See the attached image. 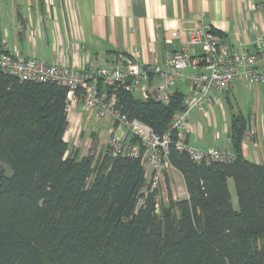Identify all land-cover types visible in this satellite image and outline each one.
<instances>
[{
	"label": "trees",
	"instance_id": "obj_1",
	"mask_svg": "<svg viewBox=\"0 0 264 264\" xmlns=\"http://www.w3.org/2000/svg\"><path fill=\"white\" fill-rule=\"evenodd\" d=\"M118 96L129 119L158 134L185 109L177 92L168 104ZM67 127L64 89L0 72V264H264V166L240 153V117L228 163L192 162L172 134L168 161L188 197L173 199L166 180L161 202L139 159L79 157Z\"/></svg>",
	"mask_w": 264,
	"mask_h": 264
},
{
	"label": "crops",
	"instance_id": "obj_2",
	"mask_svg": "<svg viewBox=\"0 0 264 264\" xmlns=\"http://www.w3.org/2000/svg\"><path fill=\"white\" fill-rule=\"evenodd\" d=\"M261 1L0 0V44L17 58H37L47 64H65L71 68L82 67L87 61L99 67H118L119 57L131 53H136L138 63L165 68L171 52H197V49L186 45L187 33L203 25L209 27L221 47L229 52H253L264 18L263 12L256 9ZM174 32L175 36L172 35ZM258 67L264 71V60ZM188 74V71L185 72L173 88V94L177 92L184 96V104L191 91ZM160 83L158 76L149 80L151 89ZM82 112L86 111L78 106L67 118L68 127L63 136L66 143L65 138L70 137L71 131L80 124ZM87 113L95 116L93 112ZM234 117H240L246 131L253 132L251 143L242 142L241 155L254 164L264 166V88L249 86L242 80L235 81L230 89L218 93L211 104L204 103L199 110L190 112L184 133L186 144L196 149L222 145L218 149L232 152L229 131ZM216 119L223 124L222 132L217 131ZM203 121L207 126L213 124L214 130L208 138L211 143L206 141L202 145L196 141L204 139ZM104 122H108L113 129L111 121ZM223 135L225 141L222 143ZM95 137L96 133L93 139ZM82 146L81 149H74L79 157L88 155L95 144ZM168 175L171 180L178 178L183 188L180 199H186L188 194L181 174L172 167L168 169L163 179L169 185ZM229 180L230 202L236 209ZM169 189L175 199L170 185Z\"/></svg>",
	"mask_w": 264,
	"mask_h": 264
},
{
	"label": "built area",
	"instance_id": "obj_3",
	"mask_svg": "<svg viewBox=\"0 0 264 264\" xmlns=\"http://www.w3.org/2000/svg\"><path fill=\"white\" fill-rule=\"evenodd\" d=\"M256 9L264 14V0L256 5ZM186 45L197 52H171L165 68L138 63L136 53L120 56L118 67H99L87 61L82 67L71 68L65 64H47L37 58L19 59L0 44V72L20 82L54 84L64 89L67 118L80 106L103 121H111L114 127L107 141L108 153L113 157L122 155L139 159L150 189H156L171 168L168 154L173 133L177 137L175 148L186 153L194 163H228L234 158L228 149H196L186 144L185 126L192 110H199L204 103L211 104L218 93L230 89L237 80L264 88V71L258 67L264 60V18L262 29L255 38V50L251 53L244 50L229 52L222 48L209 27L204 25L187 33ZM187 71L190 96L185 109L172 118L165 133L158 134L142 121L129 119L118 106L121 92L136 95V99L144 102L154 100L168 104L173 88ZM152 76L161 79L154 89L149 86ZM133 138L135 143H131ZM252 138L253 132L245 131L243 143H251Z\"/></svg>",
	"mask_w": 264,
	"mask_h": 264
},
{
	"label": "rangeland",
	"instance_id": "obj_4",
	"mask_svg": "<svg viewBox=\"0 0 264 264\" xmlns=\"http://www.w3.org/2000/svg\"><path fill=\"white\" fill-rule=\"evenodd\" d=\"M81 116H82V120H81L80 124L78 126H76L74 131H71L72 134H70V137L67 136L65 138L66 141H68L67 144L70 146L69 151L72 153V152H74V149H78V148L81 149L83 147L82 145L86 144L87 146H89V145L92 146L95 144V146L92 147L93 149H91L89 152L92 151L91 153H94V156L96 158H99V156H101L103 153L108 151L107 141H108V137H109L108 134L110 133V131H112L111 125L108 124V122H104L100 118L94 116L93 114L87 113V112H82ZM225 124L227 125L228 123H225ZM210 125L211 126H207L206 122H204V121L201 122V129L205 132V135H204V139L196 141V142H198V144L203 145L204 143H206V141H209L208 138L213 134V130H214V128L212 127L213 124H210ZM215 125L217 128V131L219 129L222 132L223 124L220 123L219 119H216ZM220 131H218V132H220ZM94 133H96L95 139H93ZM73 134H74V136H73ZM72 137H73V141H72ZM224 137L225 136L223 135V138L221 139L222 141L220 140L222 143L225 141ZM89 140H92V142H90ZM94 141H95V143L93 144ZM190 141H191V143H193L194 142L193 138H191ZM209 143H211V140L209 141ZM220 147H218V148H220ZM88 149H90V148H88ZM0 167H1V165H0ZM168 179H169L170 188L173 189L172 193L174 195V198L175 199L182 198L183 188L181 186L182 185L181 182L179 180H177L178 178H176V180L175 179L171 180L170 175H168ZM164 180L165 179H163L160 182V184L158 185L160 202L163 201V199L166 197V194H167V187H166V183ZM229 184H230V191H231V195H232V201H233V204L236 206L237 205L236 204V196H235V192H234V188H233V184H232L231 180H229Z\"/></svg>",
	"mask_w": 264,
	"mask_h": 264
}]
</instances>
